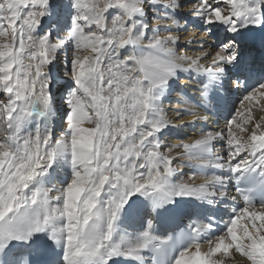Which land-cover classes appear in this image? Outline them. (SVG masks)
<instances>
[{
  "label": "snow or ice",
  "instance_id": "obj_1",
  "mask_svg": "<svg viewBox=\"0 0 264 264\" xmlns=\"http://www.w3.org/2000/svg\"><path fill=\"white\" fill-rule=\"evenodd\" d=\"M0 264H264V0H0Z\"/></svg>",
  "mask_w": 264,
  "mask_h": 264
},
{
  "label": "bare ground",
  "instance_id": "obj_2",
  "mask_svg": "<svg viewBox=\"0 0 264 264\" xmlns=\"http://www.w3.org/2000/svg\"><path fill=\"white\" fill-rule=\"evenodd\" d=\"M188 7V5H186V8ZM203 33L202 31H199L195 28H193L192 26H189V28L187 29V31L185 32H182L180 35H181V41L185 40L186 38L192 36V35H196L197 37L201 36ZM207 43L205 44V47L208 46L209 43H213L215 40H216V37L215 36H207L205 37ZM197 49L196 48H192L189 50V53L191 54L192 52L196 51ZM261 55L262 53L259 51V45H257V48L256 50H254L250 56H249V59L251 58H255L256 59V62H257V66H259V62H260V58H261ZM181 80L182 81H186L187 80V77H184L182 76L181 77ZM192 83L194 84L195 81H192ZM187 91L191 92V88H188ZM239 96H241V93H237V92H233V93H230L227 100L224 102L225 104L227 105H230L232 104L233 102H236L239 98ZM175 103V101H174ZM210 115V126L214 129H219L220 127L223 126L224 124V117L226 115V111H225V108L224 106H220L218 107L217 111L215 114H212V113H208ZM173 115L170 113V116ZM183 119H187V117H182ZM191 128H183L181 130H179V133H191ZM181 138H184L186 139L187 137L186 136H183L181 134H178L177 132H174L172 134V142H175L177 139H181ZM219 147V146H217ZM187 170V169H186ZM190 171L188 173L185 172V169H184V176H183V179H187L188 175L190 174ZM199 182V181H198ZM219 215V214H218Z\"/></svg>",
  "mask_w": 264,
  "mask_h": 264
},
{
  "label": "rangeland",
  "instance_id": "obj_3",
  "mask_svg": "<svg viewBox=\"0 0 264 264\" xmlns=\"http://www.w3.org/2000/svg\"><path fill=\"white\" fill-rule=\"evenodd\" d=\"M239 97H240V96H239ZM185 172L188 173V172H189V169H187V170L185 169Z\"/></svg>",
  "mask_w": 264,
  "mask_h": 264
}]
</instances>
